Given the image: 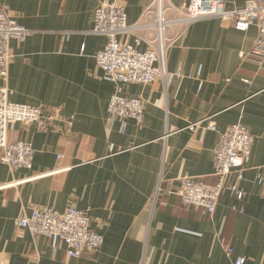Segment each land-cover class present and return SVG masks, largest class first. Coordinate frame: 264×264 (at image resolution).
Here are the masks:
<instances>
[{"label": "crops", "instance_id": "obj_1", "mask_svg": "<svg viewBox=\"0 0 264 264\" xmlns=\"http://www.w3.org/2000/svg\"><path fill=\"white\" fill-rule=\"evenodd\" d=\"M102 1L0 0L30 32L24 42L10 44L4 85L12 100L59 109L72 123L67 129L55 120L63 132L9 127V141L31 142L35 156L32 169L12 170L1 162L0 148V264H233L238 256L264 264V62L248 55L257 27L240 32L221 19L196 21L166 55L167 74L183 77L117 85L96 64L107 42L92 33ZM151 1L121 0L130 25ZM170 1L179 7L189 2ZM224 1L234 10L249 0ZM115 93L145 99L141 128L130 120L123 131L109 114ZM210 120L217 131L207 128ZM239 121L255 142L243 180L232 174L228 182L245 196L239 200L226 189L215 214L203 217L176 191L187 177L217 183L219 133ZM73 204L104 236L93 254L71 258L62 242L15 224L34 209L63 212Z\"/></svg>", "mask_w": 264, "mask_h": 264}, {"label": "built area", "instance_id": "obj_2", "mask_svg": "<svg viewBox=\"0 0 264 264\" xmlns=\"http://www.w3.org/2000/svg\"><path fill=\"white\" fill-rule=\"evenodd\" d=\"M204 19H221L232 22L236 30L247 32L251 26L258 29V38L249 56L264 62V0H249L244 8L230 10L224 0H189L185 7L175 6L170 0H152L144 9L141 20L133 25L128 23L121 0H103L93 15L92 33L105 36L106 45L96 54L97 66L107 77L119 84L149 85L158 79L183 77L181 72L169 76L166 72V55L194 22ZM30 32L23 25L9 17L5 8L0 7V148L3 149L1 162L12 170L32 169L35 150L25 140L10 142L9 127L15 124L36 126L40 132L62 131L55 124L60 120L68 129L70 118H64L59 109L49 110L44 105L16 103L9 89L4 85L9 77L13 60L11 41L24 42ZM135 42L131 43V37ZM125 37L126 40H122ZM144 43L146 48L140 49ZM192 78L191 75L188 76ZM146 101L143 97H128L115 93L108 104V112L122 122L125 131L130 120L143 125ZM209 119V118H208ZM199 123L191 125L193 130ZM217 131L210 120L207 126ZM63 132V131H62ZM255 136L242 122L219 133L218 143L213 151L215 185L203 180L183 178L176 194L184 205L202 210L203 217L213 216L221 196L226 189L236 194L239 200L245 196L237 184H230L229 177L236 175L242 181L251 160ZM63 158L59 155L58 159ZM16 226L28 230L35 236H46L53 242L60 241L71 258H80L98 251L104 244V236L91 229L90 217L74 204L60 212L53 208L34 209L29 215L15 220ZM232 257L234 249L226 248ZM233 264H247V258L238 256Z\"/></svg>", "mask_w": 264, "mask_h": 264}]
</instances>
